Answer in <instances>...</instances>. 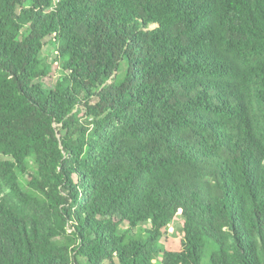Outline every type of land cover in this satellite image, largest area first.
Instances as JSON below:
<instances>
[{"label":"trees","instance_id":"trees-1","mask_svg":"<svg viewBox=\"0 0 264 264\" xmlns=\"http://www.w3.org/2000/svg\"><path fill=\"white\" fill-rule=\"evenodd\" d=\"M0 264H264V0H0Z\"/></svg>","mask_w":264,"mask_h":264},{"label":"rangeland","instance_id":"rangeland-1","mask_svg":"<svg viewBox=\"0 0 264 264\" xmlns=\"http://www.w3.org/2000/svg\"><path fill=\"white\" fill-rule=\"evenodd\" d=\"M40 57L42 58V62H44V64H48V63H51L55 57V52H54V49L52 47V45L50 43L47 42V39H46V42H45V45H44V48H43V52L42 54L40 55ZM56 63L54 62L53 63V67H52V71L43 78V82L45 83V85H53L56 78H57V75H58V72L56 71ZM20 176V181L21 183L24 185L25 184V181H24V178L23 176H21V174H19ZM181 220H182V217L180 214H177L175 216V219H173V221L171 222V224H169L166 228H165V231L168 235L170 236H179L182 232V229H181ZM125 223L121 224V228L122 227H125Z\"/></svg>","mask_w":264,"mask_h":264}]
</instances>
